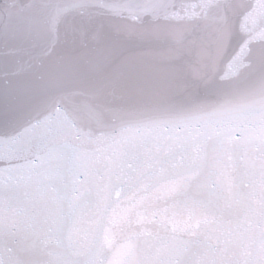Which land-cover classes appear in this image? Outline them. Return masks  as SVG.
Here are the masks:
<instances>
[{
	"label": "snow or ice",
	"instance_id": "snow-or-ice-1",
	"mask_svg": "<svg viewBox=\"0 0 264 264\" xmlns=\"http://www.w3.org/2000/svg\"><path fill=\"white\" fill-rule=\"evenodd\" d=\"M0 264H264V0H0Z\"/></svg>",
	"mask_w": 264,
	"mask_h": 264
}]
</instances>
